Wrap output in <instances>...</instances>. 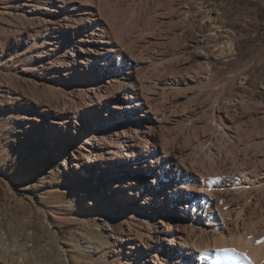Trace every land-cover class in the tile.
I'll return each mask as SVG.
<instances>
[{
    "label": "bare ground",
    "instance_id": "bare-ground-1",
    "mask_svg": "<svg viewBox=\"0 0 264 264\" xmlns=\"http://www.w3.org/2000/svg\"><path fill=\"white\" fill-rule=\"evenodd\" d=\"M123 1H16L50 74L51 106L27 110L29 126L120 212L123 264H264V129H244L255 106L219 100L206 51L201 75L170 62L163 21Z\"/></svg>",
    "mask_w": 264,
    "mask_h": 264
},
{
    "label": "rangeland",
    "instance_id": "rangeland-1",
    "mask_svg": "<svg viewBox=\"0 0 264 264\" xmlns=\"http://www.w3.org/2000/svg\"><path fill=\"white\" fill-rule=\"evenodd\" d=\"M16 1L0 0V264H123L120 212L101 203V190L81 178L68 148L28 124L27 110L51 106V84L32 44L43 30L18 16ZM121 7L146 24L163 21L170 62L185 57L201 75L194 52L206 51L219 100L249 101L255 109L243 127L263 131L264 0H124Z\"/></svg>",
    "mask_w": 264,
    "mask_h": 264
},
{
    "label": "snow or ice",
    "instance_id": "snow-or-ice-1",
    "mask_svg": "<svg viewBox=\"0 0 264 264\" xmlns=\"http://www.w3.org/2000/svg\"><path fill=\"white\" fill-rule=\"evenodd\" d=\"M210 183H215V181H211ZM261 242H264V241H257V243H261ZM222 251H228V250H222Z\"/></svg>",
    "mask_w": 264,
    "mask_h": 264
}]
</instances>
